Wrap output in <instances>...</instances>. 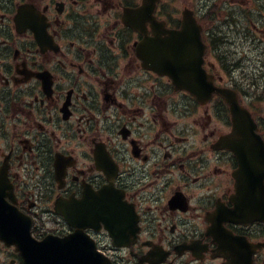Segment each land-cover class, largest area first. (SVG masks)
<instances>
[{"label":"flooded vegetation","instance_id":"flooded-vegetation-1","mask_svg":"<svg viewBox=\"0 0 264 264\" xmlns=\"http://www.w3.org/2000/svg\"><path fill=\"white\" fill-rule=\"evenodd\" d=\"M144 5L0 0V197L37 239L79 229L112 264H264V177L262 188L236 179L226 98L180 89L142 57L146 38L185 45L163 22L179 31L195 0H159L156 29ZM239 52L220 27L198 85L237 90L264 143V95L238 81ZM0 246V264H24L15 245Z\"/></svg>","mask_w":264,"mask_h":264},{"label":"water","instance_id":"water-1","mask_svg":"<svg viewBox=\"0 0 264 264\" xmlns=\"http://www.w3.org/2000/svg\"><path fill=\"white\" fill-rule=\"evenodd\" d=\"M145 3L151 10L155 0H145ZM23 219L16 207L0 202V238L7 244L16 243L26 264H107L105 257L80 232L37 241L30 234V225L22 224Z\"/></svg>","mask_w":264,"mask_h":264},{"label":"rangeland","instance_id":"rangeland-1","mask_svg":"<svg viewBox=\"0 0 264 264\" xmlns=\"http://www.w3.org/2000/svg\"><path fill=\"white\" fill-rule=\"evenodd\" d=\"M212 2L217 3L219 6L220 12L217 15L218 18L224 17L226 10L232 11L241 29L243 31L249 30L259 38L256 40L249 38L247 41H241V43L242 47L247 50L245 57L247 67L245 72L250 76L255 75L257 78L259 74L263 75L258 78V81H264V0L201 1L205 7L208 4L210 6ZM243 31L241 36L245 38L246 36ZM0 250L2 251V246H0Z\"/></svg>","mask_w":264,"mask_h":264}]
</instances>
